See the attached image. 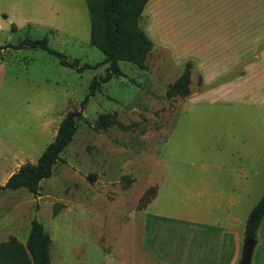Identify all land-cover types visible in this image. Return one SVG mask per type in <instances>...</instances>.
Masks as SVG:
<instances>
[{
	"label": "rangeland",
	"instance_id": "374dc122",
	"mask_svg": "<svg viewBox=\"0 0 264 264\" xmlns=\"http://www.w3.org/2000/svg\"><path fill=\"white\" fill-rule=\"evenodd\" d=\"M27 36H47L84 69L42 48L13 47ZM104 58L90 42L85 0H0V186L36 163L66 113L81 108L92 79L108 72ZM119 66L123 75L101 82L81 109L38 193H1L0 242L13 235L25 243L36 218L51 236L52 264H132L147 216L159 214L169 236L188 225L211 230L189 220L227 217L218 188L234 191L231 215L245 227L264 193V108L199 99L195 69L191 97L169 96L187 67L164 48H153L142 68Z\"/></svg>",
	"mask_w": 264,
	"mask_h": 264
},
{
	"label": "crops",
	"instance_id": "0c3cea01",
	"mask_svg": "<svg viewBox=\"0 0 264 264\" xmlns=\"http://www.w3.org/2000/svg\"><path fill=\"white\" fill-rule=\"evenodd\" d=\"M139 23L154 48H164L177 63L191 62L199 99L264 108V0H149ZM225 192L218 188L215 194L226 198L227 205L217 207L227 217L214 225L187 219L211 230L188 225L169 236L170 224L158 223L159 214L147 216L139 255L130 263L238 264L245 227L239 230L231 215L234 191ZM256 239L251 264H264V235Z\"/></svg>",
	"mask_w": 264,
	"mask_h": 264
},
{
	"label": "trees",
	"instance_id": "16d2710c",
	"mask_svg": "<svg viewBox=\"0 0 264 264\" xmlns=\"http://www.w3.org/2000/svg\"><path fill=\"white\" fill-rule=\"evenodd\" d=\"M91 19L90 42L105 55L109 63L108 72L99 79L94 77L89 85V93L81 102V108L71 110L62 119L54 139L46 146L36 163H26L14 172L0 186V195L4 190L26 188L37 194L39 183L48 178L66 146L71 142L77 128V122L83 118L82 108L95 94L101 82L112 75H123L119 61H128L144 67L148 53L154 43L139 26L144 6L149 0H85ZM42 48L59 57L60 62L78 71L85 66L79 65L78 59L68 60L65 55L49 45L47 36L33 38L27 36L13 47ZM186 69L178 80L169 88L168 95L187 96L190 93L191 62H186ZM264 219V193L251 209L244 230L245 237H258V230ZM52 239L44 225L33 218L26 242L15 236L0 242V264H52Z\"/></svg>",
	"mask_w": 264,
	"mask_h": 264
},
{
	"label": "water",
	"instance_id": "95a60500",
	"mask_svg": "<svg viewBox=\"0 0 264 264\" xmlns=\"http://www.w3.org/2000/svg\"><path fill=\"white\" fill-rule=\"evenodd\" d=\"M257 239L253 237H244L241 258L238 264H251Z\"/></svg>",
	"mask_w": 264,
	"mask_h": 264
}]
</instances>
